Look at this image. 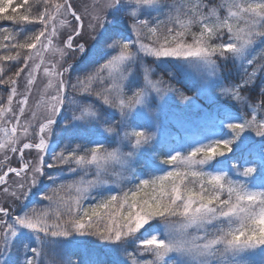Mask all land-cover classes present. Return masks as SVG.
Segmentation results:
<instances>
[{
	"label": "snow or ice",
	"instance_id": "snow-or-ice-1",
	"mask_svg": "<svg viewBox=\"0 0 264 264\" xmlns=\"http://www.w3.org/2000/svg\"><path fill=\"white\" fill-rule=\"evenodd\" d=\"M2 21L0 264H264V0H0Z\"/></svg>",
	"mask_w": 264,
	"mask_h": 264
},
{
	"label": "rangeland",
	"instance_id": "rangeland-1",
	"mask_svg": "<svg viewBox=\"0 0 264 264\" xmlns=\"http://www.w3.org/2000/svg\"><path fill=\"white\" fill-rule=\"evenodd\" d=\"M218 2V0H217ZM187 81L185 80H182L181 83H185ZM35 99V97H33V100ZM183 108L181 106V104L178 102V101H169L167 107L165 108L164 110V113H163V116H162V119L164 121V124H165V127H166V130L168 133H172L173 131H177L171 135H173L174 137H176L178 135V132L179 134H183L182 133V130H178L177 128L175 127H178V120L180 119L182 113H183ZM177 133V134H176ZM171 135L168 137L169 140H172L171 139ZM13 166H16V164H14Z\"/></svg>",
	"mask_w": 264,
	"mask_h": 264
},
{
	"label": "trees",
	"instance_id": "trees-1",
	"mask_svg": "<svg viewBox=\"0 0 264 264\" xmlns=\"http://www.w3.org/2000/svg\"><path fill=\"white\" fill-rule=\"evenodd\" d=\"M82 2H83V0H82ZM11 11V9H7L6 10V12H10ZM0 25H3L4 27H12V24H11V22H8V21H2V22H0ZM190 95H191V93H189ZM32 101H30V103H31ZM175 128H177L178 130H179V128L178 127H175ZM175 132H177V131H173L171 134H173V133H175ZM179 132H181V131H179ZM178 132V133H179ZM177 134V133H176ZM174 138V136L173 135H171V139H173ZM15 164V158H14V163H13V165ZM0 196H2V193H0Z\"/></svg>",
	"mask_w": 264,
	"mask_h": 264
}]
</instances>
